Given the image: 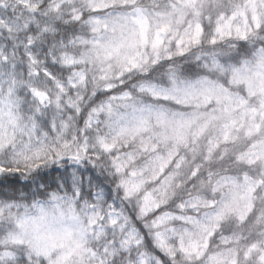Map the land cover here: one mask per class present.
<instances>
[{
	"label": "snow or ice",
	"instance_id": "6c2138e0",
	"mask_svg": "<svg viewBox=\"0 0 264 264\" xmlns=\"http://www.w3.org/2000/svg\"><path fill=\"white\" fill-rule=\"evenodd\" d=\"M19 5L36 34L25 58L43 63L41 41L62 29L44 55L73 68L72 87L87 86L91 73L98 102L78 129L25 125L0 106V264H264V212L247 224L264 191V0H152L151 9L139 0H49L39 15L34 0ZM204 19L214 45L235 37L254 50L235 62L212 53L205 74L185 76L176 61L200 42ZM20 46L9 40L13 55ZM0 53L7 61L8 48ZM164 63L162 80L139 78L128 90L126 76ZM42 74L53 77L47 65ZM18 134L28 137L21 146ZM62 161H87L114 187L85 192L73 173L71 186L65 179L33 193L21 180ZM232 220L247 227L230 229Z\"/></svg>",
	"mask_w": 264,
	"mask_h": 264
},
{
	"label": "clouds",
	"instance_id": "9594fccd",
	"mask_svg": "<svg viewBox=\"0 0 264 264\" xmlns=\"http://www.w3.org/2000/svg\"><path fill=\"white\" fill-rule=\"evenodd\" d=\"M34 2L39 6L37 10V15H39L47 7L49 0H34ZM159 2L164 3V0H159ZM139 3L149 9L153 6L152 0H139ZM31 18L32 14L20 7L19 0H0V21L7 22L13 26V31L7 32L0 25V48H8L7 61H5L4 55L0 53V106L7 112L10 104L11 111L17 114L25 125H30L35 120L40 128L44 129L46 123L55 121L59 125L61 121H68L71 128L78 129L82 126V116L86 115L98 102L93 94L92 74L89 73L90 82L87 86L77 84L76 87H72L68 83V79L72 75L73 68H65L59 60L54 63L44 55L43 49L47 48L53 41H58L62 38L63 31L60 28H57L54 34H48L46 39L41 41L42 48L38 52L39 60L43 61V63L32 64L29 59H26L25 51L28 50L27 39L29 36L35 38L36 35L28 31L27 21L31 20ZM45 22H47V17L42 18L39 25L33 24L32 27L42 28ZM203 23L205 25V34L201 37L200 42L192 45L184 56L177 58L176 62L180 65L183 75L195 77L205 74V69L202 65L212 53L226 52L227 54L220 58L229 62H235L241 57L252 54L254 50L252 45L239 41L235 37L217 38V42L214 45L211 42L214 35L212 26L207 19H204ZM261 35H264V33H261ZM10 39L13 45H21L16 49L15 55L12 54L13 49L9 47ZM261 46L262 42L257 41L255 47L259 48ZM45 65L52 72V78L42 74ZM86 67L85 65H77L75 70L79 71L86 69ZM167 67L168 65L164 63L162 67L155 71L149 70L148 72L132 73L130 76H126L125 83L128 86V90H133V85L137 83L139 78L162 80V74ZM213 78L215 77L213 76ZM13 81L15 82L14 84ZM58 83L63 84V91L58 87ZM116 83L119 86V81ZM33 88L43 92L45 94L44 98L41 99L34 96L32 94ZM139 99L144 103L151 102V99L147 96H142ZM76 106L81 109L79 114L75 111ZM27 139V135L18 134L16 145H23ZM7 151L10 153L13 149L9 148ZM4 156L5 152L0 151V159H3ZM73 173L78 178L79 186L85 192L91 190L93 185L105 188L114 187L108 180H105L106 174L104 172L94 169L87 161L79 164L72 161H62L58 164L42 165L38 169L25 171L21 180L30 184L32 192L37 193L40 185L48 184L50 186L49 190H53L57 185H62L65 179L71 186ZM53 177L56 179L55 184L52 183ZM101 181H103L102 184L100 183ZM62 190L66 191L67 189ZM208 195L212 196L213 194L209 192ZM116 196V192H113V197L116 198ZM216 198L218 199L219 196L217 195ZM116 202L119 203V199H116ZM126 211L130 216L135 215L136 208L134 203H129ZM261 212H264V191L257 195L253 214L249 217L247 224H253L256 216ZM247 224L241 225L236 220H232L227 227L230 229L245 228ZM216 243L218 244L219 241Z\"/></svg>",
	"mask_w": 264,
	"mask_h": 264
}]
</instances>
